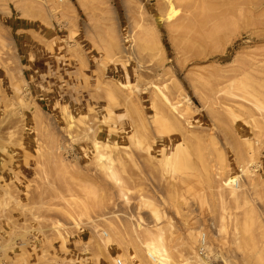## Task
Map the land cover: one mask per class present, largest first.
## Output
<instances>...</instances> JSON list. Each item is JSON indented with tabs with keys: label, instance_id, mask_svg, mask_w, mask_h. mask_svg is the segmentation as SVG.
I'll use <instances>...</instances> for the list:
<instances>
[{
	"label": "rangeland",
	"instance_id": "rangeland-1",
	"mask_svg": "<svg viewBox=\"0 0 264 264\" xmlns=\"http://www.w3.org/2000/svg\"><path fill=\"white\" fill-rule=\"evenodd\" d=\"M243 71L264 84V0H0V264H155L159 232L175 264H264Z\"/></svg>",
	"mask_w": 264,
	"mask_h": 264
},
{
	"label": "bare ground",
	"instance_id": "bare-ground-1",
	"mask_svg": "<svg viewBox=\"0 0 264 264\" xmlns=\"http://www.w3.org/2000/svg\"><path fill=\"white\" fill-rule=\"evenodd\" d=\"M170 10L172 14L175 13L173 3L170 2ZM212 16H210L208 13L205 12L204 8L202 7H196L195 12L193 13V17L190 18H182L178 21L179 26H182L185 28L186 36L189 38V32H202L204 29H207L210 24ZM186 37V38H187ZM200 38H195L193 39L194 43H199ZM184 48L186 51L192 50L191 48L188 47L187 44L184 45ZM245 68V67H243ZM246 69V68H245ZM248 71V70H245ZM243 71L240 72V74H244V78L241 80H238L237 82H234V79L238 76H232L229 78L228 81L230 83H225L224 81H221L222 83H225L227 85H233L235 84V88L240 91L239 96L242 97L243 99L252 102L253 105L250 107H247L244 104H241V109L239 111H233V116H234V122L236 124V129L240 133L242 137H244L246 142L241 143V145L238 144L237 146V151L239 155L243 158L246 164H250L251 162L255 161L256 163H252L251 166H249V171H251L250 167L258 166V148L255 145V142L251 140L249 137H251L252 133V128L247 125L249 122L250 123H255L257 126V111L262 112V115L264 116V84L262 83H249L247 81L248 75L246 72ZM219 79L213 78L211 80L212 84ZM233 81V82H232ZM264 134V133H263ZM143 141L142 138L138 139V144H141ZM264 142V139H263ZM97 148H99L98 143L96 144ZM264 146V143H263ZM103 155L100 154V158H102ZM116 180H118L116 178ZM225 183L234 185V188L231 190L232 196L234 197V203H235V208L238 210L241 205H240V197H241V192L238 191V188H235L236 186H240L239 182V176L232 175L230 176ZM123 196L126 197V193L122 190ZM84 210V209H83ZM252 213L251 210L246 212V219L244 220V227L249 228L250 225H253V219L250 217V214ZM251 218V219H250ZM149 236V241L145 244L146 248H148L149 252L155 255L156 261L154 262L155 264H175L171 262V255L168 250V248L164 244V236L163 233H151L148 234ZM199 251V250H198Z\"/></svg>",
	"mask_w": 264,
	"mask_h": 264
},
{
	"label": "built area",
	"instance_id": "built-area-1",
	"mask_svg": "<svg viewBox=\"0 0 264 264\" xmlns=\"http://www.w3.org/2000/svg\"><path fill=\"white\" fill-rule=\"evenodd\" d=\"M157 259L155 258L154 261H156ZM117 264H124L123 260H121L120 258L117 260Z\"/></svg>",
	"mask_w": 264,
	"mask_h": 264
}]
</instances>
